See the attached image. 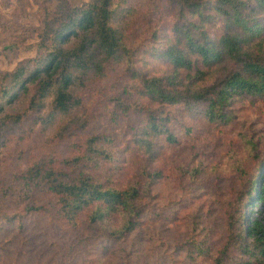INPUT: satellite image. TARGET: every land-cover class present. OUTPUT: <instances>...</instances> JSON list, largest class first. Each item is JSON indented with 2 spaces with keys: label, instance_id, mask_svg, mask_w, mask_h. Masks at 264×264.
Returning <instances> with one entry per match:
<instances>
[{
  "label": "clouds",
  "instance_id": "9594fccd",
  "mask_svg": "<svg viewBox=\"0 0 264 264\" xmlns=\"http://www.w3.org/2000/svg\"><path fill=\"white\" fill-rule=\"evenodd\" d=\"M35 4L0 0V73L16 68L6 69L4 63L5 22L14 32ZM119 4L116 0L112 9ZM169 22L175 25L176 17ZM161 23L159 14L145 7L128 21L110 24L124 28L125 37L137 32L139 40L126 41L128 54L119 63L104 61L103 71H81L79 79H56L59 72L42 76L57 64L49 72L57 54L55 46L49 47L44 57L53 56L27 69L8 101H0V133L15 127L0 144V264H114L116 256L109 254L115 249L124 259L136 252L133 241L146 229L175 232L177 214L181 222L175 235L183 239L190 233L184 218L196 215L203 203L185 199L186 189L224 185L235 157L227 147L214 151L216 137L194 124L208 103L197 95L226 75L217 64L224 55H209L217 68L207 79L197 76L196 64L191 72L174 65L163 43L171 38V28L167 39L154 43L164 36L157 31ZM37 76L48 84L33 86L20 104L8 107ZM77 157H82L79 163ZM179 201L191 206L182 210L173 203ZM9 217L15 220L6 230ZM185 255L177 264H184Z\"/></svg>",
  "mask_w": 264,
  "mask_h": 264
},
{
  "label": "trees",
  "instance_id": "16d2710c",
  "mask_svg": "<svg viewBox=\"0 0 264 264\" xmlns=\"http://www.w3.org/2000/svg\"><path fill=\"white\" fill-rule=\"evenodd\" d=\"M114 3L116 0H87V3L82 1L71 5L62 0L56 9L48 11L38 31L36 55L18 60L19 64H15L13 71L0 73V101H8L12 92L22 83L27 69L39 60L53 56L49 53L48 57H44L47 49L52 46L56 47L57 54L49 64V72L57 64L50 73L42 74L49 78L59 72L60 77L56 79L63 75L79 79L83 74L81 71H103L104 61H107L108 66L119 63L128 54L126 41L134 43L140 36L133 32L125 37L124 28L113 29L109 25L130 20L145 7L158 13L162 21L157 31L161 30L164 36L157 37L154 43L167 39L168 28H171V38L163 43L170 48L165 51L169 52L174 65L191 72L196 64L197 76L205 79L217 68V64L221 65V74L226 73L222 82L205 89L196 97L208 102L207 111L203 115L205 120L219 119L227 123L232 115L226 106L234 97L242 94L264 95V0H158V3L151 4L148 0H120V4L113 10ZM169 17H176L175 25L170 24ZM82 33L85 35L77 48ZM153 35L156 36L155 31ZM221 53L224 58H218L217 64H213L209 55L219 57ZM42 76L24 84V93L8 104V107L16 105L21 97L23 100L33 86L37 89L45 87L49 81L42 80ZM0 111H3V105H0ZM13 129L15 127L0 133V144H3L4 137ZM188 134H192L191 129ZM92 142V139L88 141L89 144ZM81 159L77 157V163ZM231 165L235 171L234 176L239 178L236 183L238 187L233 190L236 208L227 215V226L231 233L220 249V255L214 259L218 262L216 264H223V254L234 245L246 252L249 258L256 257L264 263V221L252 220L247 223L246 212L247 206L254 200L264 201V158L249 171L241 162L235 161ZM6 191L10 192L11 189L7 188ZM9 219L15 220L14 217ZM190 235L194 236L195 232ZM193 238L188 242L190 248L199 247L204 253L214 255L207 244ZM198 254H201L200 251ZM233 264L245 262L240 259Z\"/></svg>",
  "mask_w": 264,
  "mask_h": 264
},
{
  "label": "rangeland",
  "instance_id": "374dc122",
  "mask_svg": "<svg viewBox=\"0 0 264 264\" xmlns=\"http://www.w3.org/2000/svg\"><path fill=\"white\" fill-rule=\"evenodd\" d=\"M62 0H36V4L32 5L34 12L31 15L22 18L23 23H20L15 31H10V26L7 22L4 24V63L6 69H12L21 57H32V53L37 48L39 40L38 31L41 27V21L46 17L48 11H52L58 7ZM68 4L81 3L84 0H66ZM136 4V3H135ZM3 18L0 17V20ZM19 17L16 18L19 23ZM29 29H32L29 31ZM29 41H35L30 43ZM22 97L17 104H20ZM16 104V105H17ZM226 110L231 112V117L227 123L216 119L214 121L205 120L203 117L199 121H194L201 127H206L207 135L216 137L214 151L227 147L228 152H232L235 161L241 162L244 168L249 171L253 169L264 158V95H239L234 97L232 102L226 106ZM15 129L8 132L11 133ZM192 133V132H191ZM192 135V134H191ZM197 139H200L197 136ZM7 147V145H6ZM233 162V163H234ZM15 164V160L12 162ZM232 163V164H233ZM230 173L225 177V183L220 186L219 182L208 184L203 187L202 191L196 188L191 189L188 197L191 198V203L203 201L200 204L196 215L184 218L185 224H190V233H185L184 238H178L175 233L180 231L179 225L181 216L177 214L172 223L178 225L175 232L161 229L158 233L151 230H145L142 239L133 241V245L137 248L136 252L128 253L127 257L120 259L116 255L115 249L109 255L116 256L114 264H177L180 256H184V264H216L218 263L214 257L220 255V249L224 247L227 236L230 235V230L227 226V215L236 208V203L233 200V190L238 187L239 178L234 176L232 165ZM197 176L199 173L196 174ZM4 189V196L8 197L10 192ZM196 192V195L193 193ZM159 198V194L157 196ZM179 203L182 210L191 205H184L183 201L173 202ZM171 204L169 205V207ZM239 208V205H238ZM206 209V212L204 211ZM248 215L247 223L252 220L264 221V201L254 200L253 203L246 208ZM219 214V215H218ZM238 210L236 215H238ZM237 217V216H236ZM15 218V217H14ZM14 220L8 222L6 230H10V226ZM155 223V220L152 221ZM28 225L25 224L22 231L27 230ZM195 232V235H190ZM199 239L203 244H207L214 254L210 256L198 248H190L189 239ZM193 238V239H194ZM204 241H203V240ZM234 244V243H233ZM200 251V255L198 252ZM135 259L133 260V257ZM214 259V260H213ZM242 259L245 264H264L256 257H248L246 252L238 247L230 246L226 253L223 254V260L229 264L236 263Z\"/></svg>",
  "mask_w": 264,
  "mask_h": 264
}]
</instances>
